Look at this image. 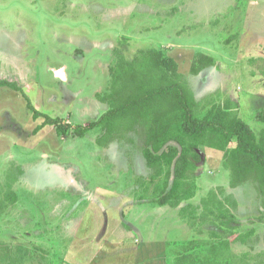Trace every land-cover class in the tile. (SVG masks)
Segmentation results:
<instances>
[{
	"label": "rangeland",
	"instance_id": "rangeland-1",
	"mask_svg": "<svg viewBox=\"0 0 264 264\" xmlns=\"http://www.w3.org/2000/svg\"><path fill=\"white\" fill-rule=\"evenodd\" d=\"M150 48L177 60L198 101L236 96L263 128L264 0H0V80L19 88L0 86V201L8 182L18 195L0 210V264H264V197L252 181L230 187L224 152L199 148L197 195L173 208L146 191L141 128L108 146L100 128L75 133L109 108L98 95L117 54ZM198 52L216 65L193 74ZM32 107L64 125L36 131ZM210 190L238 201L237 231L255 229L246 243L180 214H201Z\"/></svg>",
	"mask_w": 264,
	"mask_h": 264
},
{
	"label": "trees",
	"instance_id": "trees-1",
	"mask_svg": "<svg viewBox=\"0 0 264 264\" xmlns=\"http://www.w3.org/2000/svg\"><path fill=\"white\" fill-rule=\"evenodd\" d=\"M117 56V61L109 68L110 90L98 95L109 108L89 124L77 125L75 133L78 136L100 128L98 142L108 146L125 133L141 128L144 134L142 153L152 170L145 183L146 191L153 188L152 201L161 206L177 208L197 195V170L203 161L201 146L224 152L223 166L230 171L231 188L252 181L264 197V126L256 133L241 117L239 98L231 95L218 98L219 94H212L198 101L180 72L177 60L161 49H141L132 59L122 53ZM213 65L216 63L212 56L198 52L192 73L199 74ZM0 86L19 89L15 82L4 79L0 80ZM207 107L206 113L199 116L198 112ZM32 109L35 118L45 117L36 131L47 125H64L60 118ZM256 120L264 125V106L258 109ZM7 184L8 195L1 199L0 210L18 199L11 182ZM218 194L210 190L202 198L201 214L197 215L198 207L192 203L180 207V214L185 219H202L201 223L212 217L211 221L219 228L225 227L233 242L246 243L255 229L239 233L238 219L233 212L238 208V201L232 195L220 198ZM189 207L192 208L190 213ZM212 235L221 237L216 231H212ZM229 243L227 240L225 246ZM217 249L212 247L214 252Z\"/></svg>",
	"mask_w": 264,
	"mask_h": 264
},
{
	"label": "crops",
	"instance_id": "crops-1",
	"mask_svg": "<svg viewBox=\"0 0 264 264\" xmlns=\"http://www.w3.org/2000/svg\"><path fill=\"white\" fill-rule=\"evenodd\" d=\"M236 243H239V242H238V241H236L234 244H236ZM232 244H233V243H232ZM234 244H233V245H234ZM242 244H243V243H242ZM236 245H237V246H239V244H236Z\"/></svg>",
	"mask_w": 264,
	"mask_h": 264
}]
</instances>
